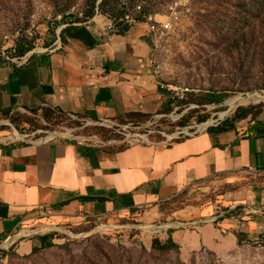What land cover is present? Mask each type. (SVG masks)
<instances>
[{
  "label": "rangeland",
  "instance_id": "374dc122",
  "mask_svg": "<svg viewBox=\"0 0 264 264\" xmlns=\"http://www.w3.org/2000/svg\"><path fill=\"white\" fill-rule=\"evenodd\" d=\"M118 2L125 9L118 4L115 9L108 7L112 11L107 14L103 10L99 14L120 24L121 16L117 20L111 16L125 10L136 20L131 28L145 30L154 74L159 86H165L160 87L164 105L154 114H129L105 126L52 108L4 111L0 136L17 131L22 137H0V145L56 138L118 150L130 144L167 145L210 128L247 132L264 120V0ZM100 3L0 0V60L19 62L54 49L62 42L61 30L91 21L99 15ZM94 4V16L87 20ZM149 16L157 17L168 29L150 33L145 23ZM241 95L249 98L234 105ZM259 176L249 171L219 175L110 222L36 228L35 232L49 236L46 246L35 233L20 236L0 256V264H264V230L256 235L239 232L241 242L238 238L235 246L222 252L185 251L172 239L168 242L172 231L188 233L212 222L221 228L225 219L237 222L249 217L263 222L264 182ZM241 199L245 201L237 203ZM177 223L184 224L176 227ZM30 238L37 240V246L28 255L20 246Z\"/></svg>",
  "mask_w": 264,
  "mask_h": 264
},
{
  "label": "crops",
  "instance_id": "0c3cea01",
  "mask_svg": "<svg viewBox=\"0 0 264 264\" xmlns=\"http://www.w3.org/2000/svg\"><path fill=\"white\" fill-rule=\"evenodd\" d=\"M109 23L100 14L85 23L98 41L94 46L68 38L48 52L2 64L0 113L52 108L94 122L156 113L164 102L145 30L104 35ZM247 171L264 182V131L204 132L167 145L118 150L71 139L0 145V243L15 235L41 237L34 231L39 227L114 221L194 184ZM248 218L169 236L185 251L222 252L238 243L239 232L264 230L261 218ZM34 246L37 240L26 239L20 250L29 255Z\"/></svg>",
  "mask_w": 264,
  "mask_h": 264
},
{
  "label": "trees",
  "instance_id": "16d2710c",
  "mask_svg": "<svg viewBox=\"0 0 264 264\" xmlns=\"http://www.w3.org/2000/svg\"><path fill=\"white\" fill-rule=\"evenodd\" d=\"M119 0H102L101 3L98 5V10H103L104 13H108V11H112L109 8H117V5L119 4L120 7L124 8L125 6H123V4L121 5L119 2ZM133 2H135L136 0H132ZM111 5V6H110ZM109 7V8H108ZM115 7V8H114ZM94 8H95V4L92 6L91 11L88 13L87 15V20H89L90 18H92L94 16ZM125 9V8H124ZM125 10L121 11L120 15L117 16H111V17H115L116 20L120 19L119 16L123 17L125 15ZM119 17V18H117ZM87 20H83L87 21ZM118 25V32H120L121 34H124L125 32L129 31V29H131V26H128V24H117ZM61 37H62V42H66L68 40V38H75V39H79L81 41H83L85 44H87L88 46H94L98 43V41L94 38V36L92 35V33L86 28V26L83 25H68L66 28L61 30ZM25 50H23L22 52H24ZM2 64H5L4 62H2L0 60V66ZM35 110V109H33ZM234 129V128H231ZM227 130L230 129H225V128H210L207 130V132H225ZM264 131V120L258 122L255 126H253L252 128L249 129V131ZM239 238V243L241 242V238L240 236ZM41 242H43V246H46V242H48L50 240L48 235H43L40 237ZM171 237L168 238V242H171ZM34 250V249H33Z\"/></svg>",
  "mask_w": 264,
  "mask_h": 264
},
{
  "label": "built area",
  "instance_id": "2783aa9c",
  "mask_svg": "<svg viewBox=\"0 0 264 264\" xmlns=\"http://www.w3.org/2000/svg\"><path fill=\"white\" fill-rule=\"evenodd\" d=\"M137 7H138L137 8L138 11L142 12V6L138 5ZM97 14H99L98 9H97ZM120 23L128 24V26H132L133 24H136V20L131 13L127 12L120 19ZM145 23H146V26L148 27V31L150 33H153V34L164 33L168 29L167 25H162L160 22H158L157 17H153V16L145 17ZM118 29L119 28H118L117 24H114L110 21V23L107 25L106 29L103 30V34L108 35L110 32H114ZM29 57H27V58H29ZM27 58H25V59H27ZM25 59H23V60H25ZM160 87L164 88L165 86L160 84ZM176 95L178 96V93H176ZM108 122L111 123L113 121L106 120V121L100 122V124L105 126V125H107ZM53 139H56V138H52L51 140H53ZM82 143L86 144V142H82ZM130 145H133V144H130ZM19 238H20V235L11 236V237L7 238L3 243H0V256L2 257L6 252L10 251L9 248L14 247L18 243V241H20Z\"/></svg>",
  "mask_w": 264,
  "mask_h": 264
},
{
  "label": "bare ground",
  "instance_id": "6f19581e",
  "mask_svg": "<svg viewBox=\"0 0 264 264\" xmlns=\"http://www.w3.org/2000/svg\"><path fill=\"white\" fill-rule=\"evenodd\" d=\"M243 97V98H242ZM246 98H249V96H247V95H241L240 97H238L237 98V101L234 103V105H236L240 100H245ZM10 134V133H9ZM53 137L54 136H57V135H52ZM0 137H2V138H6V140H8V139H12V140H15V139H18V138H21L22 136L19 134V132H17V131H15L14 133H13V135L12 136H10V135H8V136H0ZM169 225V224H168ZM148 226V225H147ZM163 229V228H162ZM43 230H47L46 228H43ZM27 231H25L24 233H26ZM148 232V231H147ZM24 233H22V235L24 234Z\"/></svg>",
  "mask_w": 264,
  "mask_h": 264
},
{
  "label": "water",
  "instance_id": "95a60500",
  "mask_svg": "<svg viewBox=\"0 0 264 264\" xmlns=\"http://www.w3.org/2000/svg\"><path fill=\"white\" fill-rule=\"evenodd\" d=\"M102 0H100V2H101Z\"/></svg>",
  "mask_w": 264,
  "mask_h": 264
}]
</instances>
